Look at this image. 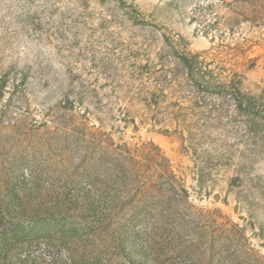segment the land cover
Instances as JSON below:
<instances>
[{"label": "rangeland", "instance_id": "rangeland-1", "mask_svg": "<svg viewBox=\"0 0 264 264\" xmlns=\"http://www.w3.org/2000/svg\"><path fill=\"white\" fill-rule=\"evenodd\" d=\"M0 264H264V0H0Z\"/></svg>", "mask_w": 264, "mask_h": 264}]
</instances>
